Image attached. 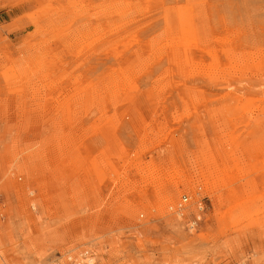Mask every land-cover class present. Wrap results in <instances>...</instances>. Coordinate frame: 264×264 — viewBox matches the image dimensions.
I'll return each mask as SVG.
<instances>
[{
	"label": "rangeland",
	"instance_id": "374dc122",
	"mask_svg": "<svg viewBox=\"0 0 264 264\" xmlns=\"http://www.w3.org/2000/svg\"><path fill=\"white\" fill-rule=\"evenodd\" d=\"M75 261L264 264V0H0V264Z\"/></svg>",
	"mask_w": 264,
	"mask_h": 264
},
{
	"label": "bare ground",
	"instance_id": "6f19581e",
	"mask_svg": "<svg viewBox=\"0 0 264 264\" xmlns=\"http://www.w3.org/2000/svg\"><path fill=\"white\" fill-rule=\"evenodd\" d=\"M7 150V149H6ZM8 152H10V151H8ZM204 161V163L207 165V166H209V170H207V171H203L202 172V177H203V182H204V184L207 186L208 184H209V179L211 178V177H213V173L215 172V160H214V157L213 156H211V155H207L206 156V158L203 160ZM24 167H26V168H30V169H33V166H31V165H28L27 164V162L26 163H24ZM212 168V170H213V172H211L210 171V169ZM209 188H207V190H208Z\"/></svg>",
	"mask_w": 264,
	"mask_h": 264
},
{
	"label": "built area",
	"instance_id": "2783aa9c",
	"mask_svg": "<svg viewBox=\"0 0 264 264\" xmlns=\"http://www.w3.org/2000/svg\"><path fill=\"white\" fill-rule=\"evenodd\" d=\"M74 264H83V262L75 261Z\"/></svg>",
	"mask_w": 264,
	"mask_h": 264
}]
</instances>
